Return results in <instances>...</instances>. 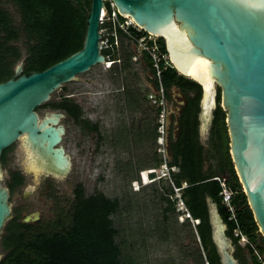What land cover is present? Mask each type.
<instances>
[{"label": "water", "instance_id": "95a60500", "mask_svg": "<svg viewBox=\"0 0 264 264\" xmlns=\"http://www.w3.org/2000/svg\"><path fill=\"white\" fill-rule=\"evenodd\" d=\"M122 19H131L145 34L162 39L169 63L178 74L194 73L201 86L199 131L206 132L219 105L225 112L228 152L247 198L253 220L264 240V0H110ZM106 1L91 0L80 51L39 73L22 74L24 60L13 78L0 83V156L22 141L33 170L64 179L72 167L62 145V112L42 118L36 109L62 85L77 80L92 67L105 64L99 48V16ZM213 88H212V87ZM31 153L29 157L28 152ZM0 158V239L12 218L9 190L2 183ZM30 221L29 217L22 220ZM213 243L221 264H237L226 225L210 205Z\"/></svg>", "mask_w": 264, "mask_h": 264}, {"label": "trees", "instance_id": "16d2710c", "mask_svg": "<svg viewBox=\"0 0 264 264\" xmlns=\"http://www.w3.org/2000/svg\"><path fill=\"white\" fill-rule=\"evenodd\" d=\"M90 4L91 0H0V83L13 78L15 66L21 60H24L22 74L28 76L44 71L80 51L84 44ZM7 6L14 9L15 18ZM118 18L123 21L120 16ZM128 30L133 35H145L143 31L138 33L132 26ZM118 36L125 35L118 30L117 38ZM109 41L113 43V38L110 37ZM158 41L161 53L167 54L164 41L159 38ZM116 50V46L101 50L105 59L108 58L111 62L110 65L120 62L119 58H115ZM141 55L152 75H155L149 57L143 53ZM133 56L129 54L122 66H119L122 71L130 67L128 62ZM120 68L115 66L111 71L115 72ZM154 82L159 89L156 76ZM160 82L165 98L174 87L179 88L186 96V105L178 118L176 139H172L169 145L168 154L171 159L167 164L175 169L170 177L176 178L174 186L180 189V199L194 222L196 236L205 252V260L199 252L196 260L201 264H221L220 254L212 239L210 205H215L219 217L226 225L225 234L232 244L237 245L238 238L233 235L236 225L227 220L228 212L222 203L220 184L213 178L225 177L228 188L234 193L232 204L242 235L252 242L258 240L264 243V240L253 220L228 152L226 112L219 105L220 91L218 90L216 109L208 130L209 148L205 149L200 141L199 131L201 86L178 74L171 64L162 70ZM128 93H131V89ZM129 95L134 97V93ZM129 95L126 104L133 106ZM42 106L64 111L83 131H93L102 141L98 125L83 118V111L72 97L64 96L58 102H48ZM155 112L157 119L159 109H155ZM11 149L12 146L2 151V166L6 164L7 154ZM161 161L159 157L154 166L146 170L158 168ZM148 178L154 183L162 179L153 173L148 174ZM23 183L20 172H9L7 186L11 193ZM183 183L187 184L184 188ZM172 194L170 190L160 196V200L169 202V207L163 209L165 214L169 210H175L176 200L171 199ZM70 202L68 207L57 210L55 217L42 225L18 221L20 215L15 214L5 225L0 240L5 251L0 264H139L133 260L131 253H125L126 249L117 241L119 230L112 220L121 205L117 198L108 199L101 193L86 195L82 185L77 184ZM248 248L256 263L254 250ZM237 251L241 252V249ZM235 257L242 263L246 262L241 253H235Z\"/></svg>", "mask_w": 264, "mask_h": 264}, {"label": "rangeland", "instance_id": "374dc122", "mask_svg": "<svg viewBox=\"0 0 264 264\" xmlns=\"http://www.w3.org/2000/svg\"><path fill=\"white\" fill-rule=\"evenodd\" d=\"M7 9L15 18L14 9L10 6ZM117 42L115 58H119L120 62L92 67L78 75L77 80L63 84L48 101L58 102L64 96L72 97L83 111L84 119L98 124L102 141L97 134L83 131L72 119L63 118L61 124L65 125L66 131L62 145L72 161L71 171L64 179L31 170L22 141L18 140L13 144L7 154L8 160L2 166L1 181L6 186L9 172L17 171L23 175L24 183L9 199L12 214L20 215L21 218L36 216L38 220L32 224L42 225L52 220L57 210L63 209L65 204L66 207L70 205L74 187L81 184L86 195L101 193L108 199L117 198L120 201V209L112 220L119 230L117 241L124 246L127 251L125 253H131L133 260L139 264H201L196 260L197 253H201L205 260V252L196 236L194 224L189 220L182 222L179 218L181 210L177 206L171 181L162 178L154 183L147 178L148 174L156 172L155 175L160 176L166 170L164 165L167 155L158 153L162 163L154 171L146 172V169L152 167L148 165V161L151 160L154 149L147 145L142 149L129 146L125 152L122 146V135L119 133L121 126L125 125L128 131L135 134L139 117L147 115L144 113V102L141 104L142 115L133 111V106L122 107V103L117 100L120 94L117 90L121 88V84H125L145 95L148 75L136 44L126 36H118ZM129 54L134 55L128 62L130 67L122 71L119 66H122ZM115 66L120 69L112 72L111 69ZM179 94L176 89L171 91L172 98L168 102L167 109L174 114L177 113L175 105L176 100H180ZM43 104L36 109L40 118L49 111L60 112L44 107ZM208 130L209 126L200 136L205 149L209 148ZM170 190L173 192L171 199L176 200L175 210H169L165 214L163 209L169 207V202L160 200V196ZM246 240L243 237L239 242L244 245ZM250 243L257 250L256 244ZM256 255L261 264L263 257ZM244 258L246 264H249V257Z\"/></svg>", "mask_w": 264, "mask_h": 264}, {"label": "built area", "instance_id": "2783aa9c", "mask_svg": "<svg viewBox=\"0 0 264 264\" xmlns=\"http://www.w3.org/2000/svg\"><path fill=\"white\" fill-rule=\"evenodd\" d=\"M106 1V6L104 10H101L100 16H99V34H100V40H99V48L100 50L111 48L113 49L114 46L118 47V38H117V31L120 30L127 38H129L132 42H134L138 48V50L146 54L151 64L153 65V68L155 70V76L158 79V85L159 89L155 94H152L149 96V100L151 101L152 106L154 105L156 109H159V113L157 116V127H156V136L154 139V142L156 146L158 147V150L162 153L163 147H164V129H165V120H166V114L167 109L165 108V98H164V88L161 85L160 82V76L163 69L167 68L170 63L167 54H163L160 51V44L157 37L149 36L147 34L145 35H133L131 32H129L128 27L132 26L135 28V30L139 33L141 29H139L131 19H123L121 21L118 17V13L113 5V3L110 0H104ZM113 38V43L109 41V38ZM111 62H109L108 58L105 59V65L110 66ZM163 64V66H162ZM167 160L165 158V165L167 164ZM166 169V168H165ZM153 170H146V172H150ZM143 174V172H142ZM163 177L171 181V184L173 186L174 193L176 195V200L178 203L179 210H181V215L179 218H181L182 221L189 220L190 222H193L184 202L182 199H180V189L174 186V183L176 181L175 177H169L167 169L162 172L161 174ZM148 176V175H147ZM213 180H216L219 182L221 187V199L222 203L226 207V210L228 212L227 220L230 222H233L236 225V228L233 230L234 237H238L243 239L245 237L242 235L239 227H238V221H236V215H235V207L232 204V197L234 193L228 188L227 186V180L225 177H215ZM187 184L183 183L182 188L186 187ZM246 242V241H245Z\"/></svg>", "mask_w": 264, "mask_h": 264}, {"label": "flooded vegetation", "instance_id": "af4514ba", "mask_svg": "<svg viewBox=\"0 0 264 264\" xmlns=\"http://www.w3.org/2000/svg\"><path fill=\"white\" fill-rule=\"evenodd\" d=\"M145 69H146L147 75H148L147 76L148 85L146 86L147 90H146L145 95H142V93L139 90L137 91L132 86L128 87L124 84H121V88L117 90V93H120L119 96L117 97V100H118V102L120 101V103H122V107L128 108L130 106L126 104L127 96L131 93H134V97L129 95L130 96L129 98L131 100L130 104L131 105L133 104V108H132L133 111H137L140 115H142V113H143L141 104L144 102V106H143L144 107V113L147 115V117H139L137 124H136V128L134 130L136 133L134 134L132 131H128V129L126 128L125 125H122L121 129L119 131L122 135L121 141H122V146L125 149V152H126V150H128L129 146H132V147L138 148V149H142L143 147H145L147 145V146H151L152 150L154 149L151 153L152 158L150 161H148V163H150L148 165H150V167H151V166H154L155 162L159 159L160 156L158 155V153H161L158 150V147L156 146V144L154 142L155 136L157 134V132H156V127H157V121L156 120L157 119L155 118L156 112H155L154 106H152L151 101L149 100V96L152 94H155L158 89H157V87H155V82H154L155 81V75H152L147 64H145ZM130 89H131V93H128V90H130ZM175 89L178 90L180 93L178 95L180 100L179 101L176 100V105H175V109L177 111L176 114H174L169 109H167L169 99L172 98L171 97V91H173ZM164 98H165V95H164ZM185 105H186V96L179 88L174 87L170 91H168V97L165 98V108L167 109V114H166L165 129H164V132H165L164 147H163V152H162L163 154H165V156L167 155V157H165L167 162H169L171 159L170 154H168L169 145H170V142L172 139L173 140L176 139V136L178 133L177 132L178 131V127H177L178 118L181 115L182 110H183L182 108ZM122 109L123 108H121V110ZM62 112L65 114L64 118L72 119V118H69L64 111H62ZM93 123L97 124L95 122H93ZM171 125L173 127H171ZM64 127H65V125H64ZM154 127H155V130H154ZM131 128H133V127H131ZM98 129H99V126H98ZM65 131H66V127H65ZM90 134H96V133L91 131ZM200 136H201V131H200ZM13 172H17V171H13ZM45 176H49V175H45ZM6 187L9 190V187L7 185H6ZM9 195H10L9 196V199H10V197L12 195L10 190H9ZM72 198H73V196H72ZM65 207H66V204H65ZM12 218H13V214H12ZM24 218H26V216L22 217V218L20 216L18 221H22ZM36 220H38V219L36 216H34L33 218H30V221H28L27 223L32 224V222H34ZM255 241L256 242H253V243L256 244L257 250L252 248V245L250 243L252 241L249 238H247L246 243L244 245H242V243L239 242V238L236 242L237 245L232 244L231 240L229 239V242H230V244H232V247H233L232 255H233L234 259L236 260L237 264H246V262L242 263L239 260V258L235 257V253H238V254L241 253V257L248 256L249 257V264H256L258 262L257 261L255 263L253 261V257L251 255V253L249 252L248 247H250L254 250L253 255L260 254V256H262L263 260H264V243H261L258 240H255ZM239 248L241 249V252L237 251ZM0 249H2L1 245H0ZM4 254H5L4 249H2L0 251V261L4 257ZM260 256H258V257H260ZM258 264H260V263L258 262ZM261 264H264V261Z\"/></svg>", "mask_w": 264, "mask_h": 264}, {"label": "bare ground", "instance_id": "6f19581e", "mask_svg": "<svg viewBox=\"0 0 264 264\" xmlns=\"http://www.w3.org/2000/svg\"><path fill=\"white\" fill-rule=\"evenodd\" d=\"M184 75L185 76H187V77H189V78H192V79H194V80H196V81H199L198 79H195L194 78V73H190L189 75H187V74H185L184 73ZM200 82V81H199ZM201 84H202V82H200ZM202 86H203V84H202ZM212 87V86H211ZM213 88V87H212ZM28 152V155H29V157H31V153L29 152V151H27ZM31 162L29 163V165H30V167H31V170H35L37 167H36V164H35V162H33V160L31 159L30 160Z\"/></svg>", "mask_w": 264, "mask_h": 264}, {"label": "clouds", "instance_id": "9594fccd", "mask_svg": "<svg viewBox=\"0 0 264 264\" xmlns=\"http://www.w3.org/2000/svg\"><path fill=\"white\" fill-rule=\"evenodd\" d=\"M165 168L167 169V171H168V176L170 177V175H171V173H173V172H175V169L174 168H170L169 166H168V164H166V166H165ZM154 171V170H153ZM153 174H156V172H154ZM156 176V175H155ZM156 177H158L159 179L160 178H163V179H166L165 177H163L162 175H157ZM147 178H148V176H147ZM148 180H150V178H148ZM168 180V179H167Z\"/></svg>", "mask_w": 264, "mask_h": 264}]
</instances>
